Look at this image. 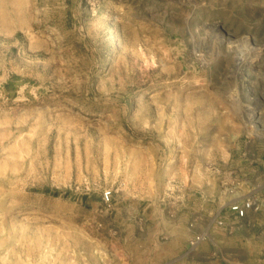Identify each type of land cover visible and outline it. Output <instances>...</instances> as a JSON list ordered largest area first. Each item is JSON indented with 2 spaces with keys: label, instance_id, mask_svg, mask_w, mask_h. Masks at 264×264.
Listing matches in <instances>:
<instances>
[{
  "label": "rangeland",
  "instance_id": "rangeland-1",
  "mask_svg": "<svg viewBox=\"0 0 264 264\" xmlns=\"http://www.w3.org/2000/svg\"><path fill=\"white\" fill-rule=\"evenodd\" d=\"M248 215L264 241L262 0H0V264H110L134 216L264 264L214 240Z\"/></svg>",
  "mask_w": 264,
  "mask_h": 264
},
{
  "label": "crops",
  "instance_id": "crops-1",
  "mask_svg": "<svg viewBox=\"0 0 264 264\" xmlns=\"http://www.w3.org/2000/svg\"><path fill=\"white\" fill-rule=\"evenodd\" d=\"M262 6H264V0H262ZM146 208L144 207L143 210L146 211ZM192 209L196 210V204L192 206ZM162 210L161 207V214H163ZM143 213L145 214V212ZM145 215L148 220L149 214ZM249 216L237 221L239 224L235 230L237 235L233 236L235 239L224 234L225 236L217 237V239L214 237V240L218 243L222 242L221 246L223 248H229L234 241L239 242L241 247L246 246L245 244L255 238L264 242L261 235L255 237L256 234L254 233L244 235V232H241L247 225L246 222L250 223ZM128 218V221L126 218H121L118 222L119 232L116 235L110 234L111 238L104 236L103 239L97 237L96 248H91V250L96 252L98 259H105L110 264H223L222 262L227 261L224 252L216 253V258L212 256L214 252H211L209 246L204 243L191 251L188 245L190 233L186 225L187 222L174 223L172 231L179 228L182 232L180 234H168L166 240L161 241L160 233L154 232L152 223L143 222L141 219H137L136 216ZM214 240H211L212 244L215 243ZM82 250H85V247L82 246ZM215 250L221 251L219 247L214 248ZM109 255L111 257L108 258Z\"/></svg>",
  "mask_w": 264,
  "mask_h": 264
},
{
  "label": "built area",
  "instance_id": "built-area-1",
  "mask_svg": "<svg viewBox=\"0 0 264 264\" xmlns=\"http://www.w3.org/2000/svg\"><path fill=\"white\" fill-rule=\"evenodd\" d=\"M112 196L111 190H106L104 192V197L106 200H110ZM260 208V203L255 198H248L241 202H235L231 205L232 212L235 213V215L238 218H244L250 210H258ZM206 239V235L199 233L195 234L190 239V245L191 247L197 246L201 241Z\"/></svg>",
  "mask_w": 264,
  "mask_h": 264
},
{
  "label": "bare ground",
  "instance_id": "bare-ground-1",
  "mask_svg": "<svg viewBox=\"0 0 264 264\" xmlns=\"http://www.w3.org/2000/svg\"><path fill=\"white\" fill-rule=\"evenodd\" d=\"M255 114H256V110L253 112V116H254ZM253 116H252V117H253Z\"/></svg>",
  "mask_w": 264,
  "mask_h": 264
}]
</instances>
